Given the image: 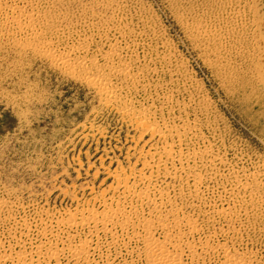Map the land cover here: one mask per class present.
Masks as SVG:
<instances>
[{"label": "rangeland", "instance_id": "1", "mask_svg": "<svg viewBox=\"0 0 264 264\" xmlns=\"http://www.w3.org/2000/svg\"><path fill=\"white\" fill-rule=\"evenodd\" d=\"M118 206L137 226L60 227ZM138 221L185 264H264V0H0V255L88 243L60 263L150 264Z\"/></svg>", "mask_w": 264, "mask_h": 264}, {"label": "bare ground", "instance_id": "2", "mask_svg": "<svg viewBox=\"0 0 264 264\" xmlns=\"http://www.w3.org/2000/svg\"><path fill=\"white\" fill-rule=\"evenodd\" d=\"M19 7V6H18ZM23 8H21L22 10ZM19 11V10H18ZM16 12V11H15ZM24 12V10H23ZM18 14V13H17ZM48 49V48H47ZM44 51V55L49 57V58H52L56 61L57 65L63 67V68H67L70 70V72H76L77 70L81 69V70H84L87 68V65L86 63H83V62H79L77 63L75 61V63L77 64H73V62L70 60V58L67 56V55H60V54H55L53 51H50V48L49 50ZM67 54V53H66ZM72 59V58H71ZM55 63V64H56ZM113 64V63H112ZM115 67V66H114ZM113 67V68H114ZM117 67V65H116ZM106 68V67H105ZM109 68V67H108ZM118 68V67H117ZM116 68V69H117ZM100 70V68H98ZM115 69V70H116ZM80 70V72H81ZM93 70V69H92ZM106 70V69H105ZM85 71V70H84ZM83 71V72H84ZM108 71V70H107ZM112 71V69L110 70ZM121 72L124 74H127L129 72L128 68L125 66H123L119 69L116 70V72ZM79 72V73H80ZM85 73V72H84ZM103 73V72H102ZM112 73V72H111ZM108 74V73H107ZM106 74V75H107ZM90 76H92L89 80H90V84L94 85L95 88H99V90L101 91V93H103L106 97V99L108 101L112 100L114 101L117 96H118V92L116 93V91L112 88L111 86V80L110 78H108L106 75H103L101 73H91L89 74ZM135 78V77H134ZM102 95V94H101ZM120 95V94H119ZM104 97V96H103ZM117 100V99H116ZM125 101V100H124ZM119 102V101H118ZM124 104L126 103L123 102ZM116 104V103H115ZM118 104V103H117ZM116 104V105H117ZM120 106V105H119ZM121 112L128 116L129 118H131L132 120L133 119H136L139 124L142 126L143 130L144 131H147V132H160V129L159 128V125H157V123H153V121L151 119H149V116H150V108L149 107H143V106H136L135 104H133L131 101H127V104L124 105L122 108H121ZM127 117V119H128ZM130 120V119H129ZM134 121V120H133ZM131 122V121H130ZM136 122V121H134ZM139 124H136L139 125ZM152 132V134H153ZM167 135V134H166ZM125 190L128 192L129 188H125ZM131 191V190H129ZM135 195V194H134ZM136 197L139 199V200H144L146 201L147 198H149V191L148 192H141V193H137L136 194ZM136 198V199H137ZM151 199V198H150ZM156 205V201L154 202ZM88 209V208H87ZM88 212L86 214H78V212H74L73 214L71 213L70 217L68 215L69 218L63 220L60 224V227L64 228V230H71L73 228H76L78 226H80L81 228L85 227V228H89L88 230L91 232L92 231V234L95 233V235L100 232V231H105L106 233H110L113 231V228L116 226V225H121L123 226L124 224H128V225H136L135 223V219H132V216L125 212L120 206L118 207H115V208H108V210L106 211H103V212H99V211H96V210H87ZM80 212V211H79ZM82 212V211H81ZM143 219V218H142ZM82 220V221H80ZM139 222V221H138ZM140 223V222H139ZM145 223V222H143ZM142 222L139 224L140 227L142 226L143 224ZM150 223V222H149ZM138 225V226H139ZM144 227V232L143 234L140 235V239H142V241L144 242V245H145V250L146 252L148 253L149 257L150 258V264H185L180 255L176 252L174 253H169L168 251L166 250H160L156 245H155V242L153 241V238L150 234V231L149 230V227H150V224L149 226H146L145 224H143ZM53 226V225H52ZM58 226V225H57ZM83 226V227H82ZM133 226V227H134ZM137 226V225H136ZM56 227V226H55ZM50 228V227H49ZM131 228V227H130ZM135 228V227H134ZM139 228V227H138ZM48 229V228H47ZM55 229V228H54ZM60 229V228H59ZM76 230V229H75ZM74 230V231H75ZM58 231V230H57ZM73 231V232H74ZM56 232V231H55ZM77 232V231H75ZM88 233V232H87ZM104 233V232H103ZM28 234V233H27ZM45 234V233H44ZM69 234V233H68ZM131 234V233H130ZM140 234V233H139ZM46 235V234H45ZM74 235V234H73ZM76 235V234H75ZM118 235V234H117ZM134 235V234H133ZM75 237V236H74ZM73 237V238H74ZM114 237V236H113ZM135 237V236H134ZM48 238V237H47ZM57 238V237H55ZM65 238V236H64ZM68 238V237H67ZM117 238V237H116ZM58 239V238H57ZM89 239V238H87ZM50 241V239H49ZM91 241V238L90 240ZM61 242V241H60ZM82 242V240L80 241ZM42 243V242H41ZM46 243V242H45ZM49 243V242H48ZM51 243V241H50ZM62 243V242H61ZM54 244V243H53ZM67 244V243H66ZM71 244V243H70ZM2 245V244H1ZM1 245H0V248H1ZM41 245V244H39ZM59 245V244H58ZM57 245V248L54 249V251L52 249H50L51 251L48 253V258L45 257V259H49L50 261L48 262L47 260H43L41 261V259H39L38 262H36L37 264H44L45 261L48 262V264H52V260H57L56 263L57 264H61L60 261H61V258L64 257L67 253L70 255V257L74 258V259H77L78 261L79 260H84L85 262L90 260L89 259V256H90V246L88 243H82L80 246H76V247H68L69 250H67L68 252L66 253L65 249L62 247L61 249H59V246ZM63 245V244H62ZM74 245V244H73ZM61 246V245H60ZM75 246V245H74ZM89 246V247H88ZM10 247V246H9ZM50 247V245H49ZM66 247V246H65ZM221 247V246H220ZM48 248V247H47ZM46 248V249H47ZM2 249V248H1ZM6 249V248H5ZM36 249V247H35ZM38 249V252L39 254L42 256V252H43V247L42 245L37 247ZM221 249V248H220ZM223 250V248L221 249ZM5 251V250H4ZM225 251V250H224ZM227 251V250H226ZM10 252V251H9ZM37 252V251H36ZM47 252V250H46ZM223 252V251H222ZM6 253V252H4ZM3 253V254H4ZM33 253V252H32ZM218 253V252H217ZM224 253V252H223ZM226 253V252H225ZM224 253V254H225ZM16 253H14L15 255ZM19 254V253H18ZM227 254V253H226ZM12 254H5V255H0V264H7V261H11L12 264H24L23 260H24V257L23 255H18V256H14ZM29 255V254H28ZM223 255V254H222ZM28 259V258H27ZM36 259V258H35ZM34 259V260H35ZM246 259V258H245ZM245 259H239V258H235L231 255H225V258L223 261L222 264H251L249 261L245 260ZM37 260V259H36ZM69 260V259H68ZM10 262V263H11ZM28 262V261H27ZM74 262V261H73ZM109 263V262H108ZM96 264V263H95Z\"/></svg>", "mask_w": 264, "mask_h": 264}]
</instances>
